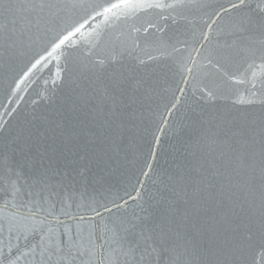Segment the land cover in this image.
Instances as JSON below:
<instances>
[{
	"label": "snow or ice",
	"instance_id": "obj_1",
	"mask_svg": "<svg viewBox=\"0 0 264 264\" xmlns=\"http://www.w3.org/2000/svg\"><path fill=\"white\" fill-rule=\"evenodd\" d=\"M0 264H264V0H0Z\"/></svg>",
	"mask_w": 264,
	"mask_h": 264
},
{
	"label": "water",
	"instance_id": "obj_2",
	"mask_svg": "<svg viewBox=\"0 0 264 264\" xmlns=\"http://www.w3.org/2000/svg\"><path fill=\"white\" fill-rule=\"evenodd\" d=\"M40 83H37L36 85H34L30 90L29 93H22L21 95L24 97V99L21 101V107L25 110H30V100L32 97L35 96L36 92L40 90ZM6 103V101H5ZM168 143H170V141H167L165 143V147H167ZM163 163V161H162Z\"/></svg>",
	"mask_w": 264,
	"mask_h": 264
}]
</instances>
